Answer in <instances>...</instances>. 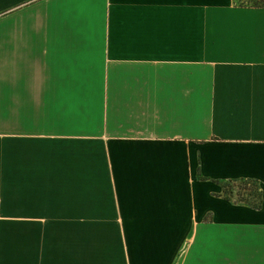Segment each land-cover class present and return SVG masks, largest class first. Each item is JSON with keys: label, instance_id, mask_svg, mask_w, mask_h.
<instances>
[{"label": "crops", "instance_id": "0c3cea01", "mask_svg": "<svg viewBox=\"0 0 264 264\" xmlns=\"http://www.w3.org/2000/svg\"><path fill=\"white\" fill-rule=\"evenodd\" d=\"M0 264H264V7L0 0Z\"/></svg>", "mask_w": 264, "mask_h": 264}, {"label": "rangeland", "instance_id": "374dc122", "mask_svg": "<svg viewBox=\"0 0 264 264\" xmlns=\"http://www.w3.org/2000/svg\"><path fill=\"white\" fill-rule=\"evenodd\" d=\"M238 1L241 2L242 0ZM244 186V183H242L241 181H236L233 183L227 182L226 184H224L223 194L225 196H229L230 198L235 199L236 201H239L240 198H249L250 200L257 202L259 198L255 192V189H257L258 184H249L247 185V189H245ZM253 187L255 188L254 190H252Z\"/></svg>", "mask_w": 264, "mask_h": 264}, {"label": "trees", "instance_id": "16d2710c", "mask_svg": "<svg viewBox=\"0 0 264 264\" xmlns=\"http://www.w3.org/2000/svg\"><path fill=\"white\" fill-rule=\"evenodd\" d=\"M236 2L241 5V6H249V7H264V0H242L241 2H239L238 0H236ZM242 183H244V188L247 189V185L249 184H253V183H257L258 187L257 189H255L253 187L252 190L255 189L256 194L258 195L259 200L257 202H254L252 200H250L249 198H240L239 201H244L248 204H250L253 208L259 209L262 207V203H263V193L261 190V187L259 186V182L255 179H242L241 180ZM226 198L231 199L229 196H226Z\"/></svg>", "mask_w": 264, "mask_h": 264}]
</instances>
